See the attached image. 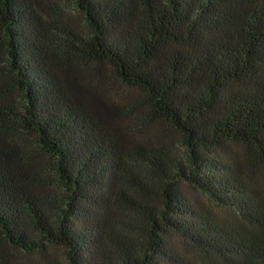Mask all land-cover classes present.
<instances>
[{
    "label": "trees",
    "instance_id": "trees-1",
    "mask_svg": "<svg viewBox=\"0 0 264 264\" xmlns=\"http://www.w3.org/2000/svg\"><path fill=\"white\" fill-rule=\"evenodd\" d=\"M82 65L181 150L127 140ZM168 236L264 264V0H0V264H198Z\"/></svg>",
    "mask_w": 264,
    "mask_h": 264
},
{
    "label": "rangeland",
    "instance_id": "rangeland-1",
    "mask_svg": "<svg viewBox=\"0 0 264 264\" xmlns=\"http://www.w3.org/2000/svg\"><path fill=\"white\" fill-rule=\"evenodd\" d=\"M68 14L65 21L73 28L85 30L82 16L74 9H63ZM96 67L82 65L79 73L82 74L84 87L88 90L92 103L96 101L101 105L102 111L107 114L111 122H114L123 132L129 141H142L167 146L172 149L181 150L178 133L170 128L165 122L159 119L147 117L145 108L141 105L142 94L135 88L127 87L116 80L107 65L98 68V75L95 76ZM28 137L22 139L27 143ZM187 195H196L190 188H184ZM197 198V197H196ZM199 195L198 201L205 203L206 199ZM215 213L227 217V213L216 209ZM171 245L183 254L187 259L198 264H222L215 262L206 255L191 250L185 243L176 236H168ZM8 259L15 264H39L42 260L41 253H26L9 249ZM163 264V263H160Z\"/></svg>",
    "mask_w": 264,
    "mask_h": 264
}]
</instances>
